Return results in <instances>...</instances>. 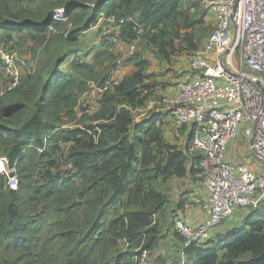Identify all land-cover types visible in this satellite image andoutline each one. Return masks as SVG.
<instances>
[{"label": "trees", "instance_id": "obj_1", "mask_svg": "<svg viewBox=\"0 0 264 264\" xmlns=\"http://www.w3.org/2000/svg\"><path fill=\"white\" fill-rule=\"evenodd\" d=\"M56 10L62 19L54 20ZM204 16L195 0H47L33 12L27 0H0L2 39L25 37L39 59L0 96V159L19 182L12 189L0 173V264H136L137 251L159 249L158 218L171 202L162 186L196 181L203 155L188 151V127L180 129L190 130L184 146L166 139L168 111L136 120L159 83L145 52L131 47L148 45L165 63L178 40L197 52L195 34L183 31ZM101 24L117 34L87 52L81 39ZM116 44L134 70L109 84L121 59ZM92 83L106 88L95 113L82 103ZM252 209L242 229L227 235L219 226L208 242L187 248L174 218L184 264H264V201Z\"/></svg>", "mask_w": 264, "mask_h": 264}, {"label": "built area", "instance_id": "obj_2", "mask_svg": "<svg viewBox=\"0 0 264 264\" xmlns=\"http://www.w3.org/2000/svg\"><path fill=\"white\" fill-rule=\"evenodd\" d=\"M199 1L215 16V26L176 82L172 113L177 130L192 129L188 151L203 155L202 214L194 222L175 219L185 248L208 242L238 210L264 201V0ZM107 22L116 25L114 18ZM25 65L17 51L0 46V73L7 79L0 96L19 86ZM118 74L116 70L109 84L119 83ZM245 153L257 160L256 167ZM0 163V173L17 189L18 177L7 160ZM182 257L178 264H184V252ZM135 261L156 264L147 250L137 251Z\"/></svg>", "mask_w": 264, "mask_h": 264}, {"label": "rangeland", "instance_id": "obj_3", "mask_svg": "<svg viewBox=\"0 0 264 264\" xmlns=\"http://www.w3.org/2000/svg\"><path fill=\"white\" fill-rule=\"evenodd\" d=\"M45 1L47 0H27V5L30 7V11L33 12L34 9H37ZM195 1H197L202 11L206 13V16H204V18L201 20V23L195 28V30L194 29L184 30L183 36L194 33L196 36V40L199 44L198 49L200 50L203 47L204 42L206 41L208 36L214 30L215 20H214L213 14L209 10H207L201 4L199 0H195ZM191 12H194V11L191 10ZM53 14H55L54 20H60L63 17L62 10H56L53 12ZM115 33L116 32L113 30V28H111L107 24H101L98 27L91 29L81 39L83 42L84 50H87V52H91V50H95L99 48L104 38L113 36ZM1 45L8 46V48L14 51H17L21 54V55L19 54V56L23 58L26 62V65L23 68L24 72H27L28 70H31L37 67L39 59L36 58L34 55L33 49L31 48L32 43L30 41H27L25 37H22L21 35H18V34H13L12 40H10L6 44L5 41L2 39V36L0 35V46ZM135 47H136L135 52L140 49L141 51L145 52L144 53L145 57L149 58L150 60L153 59L157 61V63L154 62V67L157 70L154 73L157 80L154 82L156 84L157 82L159 83L155 87L156 95L153 96V98L148 103V105L146 107L140 108L135 111L136 120L146 118L152 112H158L160 111V109L168 111L171 115L172 111L174 110V104L171 102L165 101L167 100V97H164L163 95H161V92L159 91V89L165 86H168L167 82L160 80L162 76V70L165 67L164 66L165 62H161L159 59H156V56L153 53L154 51L151 50V48H149L148 45L144 46L141 42H138L136 43ZM114 49H115V53L121 56V59L115 62L113 66L111 67L110 72L112 73V70H113V73H112V76L110 73V76H111L110 79L113 78L116 70L119 71V74L117 75V77L123 78L124 76L132 73V71L134 70V67L132 64H130L126 60L129 56V55L126 56V54H128L129 52L128 50L123 51L121 45L119 44H116V47ZM122 52L125 55L122 54ZM193 53L194 51L189 49L188 43H184L182 39L178 40L176 54L173 56V58L170 61H167L165 65L166 67L167 66H170V67L179 66L185 70V68L189 64L190 57L192 56ZM237 57H238V52L236 51L235 59ZM67 67L68 65L67 66L65 65V68ZM6 84H7L6 77L3 75H0V94L6 88ZM91 88L92 90L84 96L82 103L89 105L91 107L92 113H95L99 108L97 98H98V95H100V92H98V87H96L95 84L93 83H92ZM169 117L171 118L172 116H169ZM168 118H166V120H168ZM164 130H165L166 139L173 144L184 146L189 140L190 130L189 129L177 130L170 121H165ZM240 146H243V142L237 145V147H240ZM245 154H246L245 160H247L251 165L255 164L256 159L251 154H248V153H245ZM0 160H3V159H0ZM190 180L193 183L194 187H196L197 189L196 192L199 194L196 197L198 198L200 196L203 199L202 194L204 193V187L202 185V177H200L199 175L196 181L190 177ZM171 181L173 182L174 180H171ZM166 184L162 186L163 191L165 192L169 191V193L173 194L172 187L171 186L169 187ZM171 185L174 186L175 183H172ZM179 185H182V184L179 183ZM180 190H181V193L185 192L186 191L185 186H183V188H181ZM188 197H189V193L182 194V198H185V200H188L189 199ZM177 205L179 207V203L178 204L170 203L169 207L158 218L159 223L162 225V229L165 227V230L163 231V239L161 241L159 249L151 253V257L156 262V264H164L165 261L182 262L183 260V257L181 256L182 243H180L179 239L176 236H174V233L169 231V227H170V230L172 231L175 230L174 218L176 219V217L178 216H182L183 218H185V209H186L185 207L183 208L184 211L182 213L178 212L177 216L175 217L174 207ZM252 211H253L252 208H245V209L238 210L230 220L225 222L224 225L220 226L221 228L219 227L220 228L219 232L224 231V233H227L228 235V232L234 231L235 229H238V230L242 229L244 227L245 218ZM0 258H1V255H0ZM0 262H1V259H0Z\"/></svg>", "mask_w": 264, "mask_h": 264}, {"label": "crops", "instance_id": "obj_4", "mask_svg": "<svg viewBox=\"0 0 264 264\" xmlns=\"http://www.w3.org/2000/svg\"><path fill=\"white\" fill-rule=\"evenodd\" d=\"M214 16V15H213ZM214 20H215V16H214ZM24 60V59H23ZM25 61V60H24ZM151 61V67H150V71L149 73L151 75H155V71H157L154 67V62L157 63L156 60H150ZM162 62V61H161ZM164 69L162 70V76L160 78V80H163L164 82L168 83V86H165L163 88H161L159 91L161 92V95H163L164 97H167V102H171L173 103L174 98L176 96V82L178 81L179 78H181L182 76L185 75L184 72H187L188 70V66L184 69H182L181 67L177 66V67H170L165 65L164 63ZM166 111V110H165ZM166 121H170L172 123V118H168V120ZM257 162V160H255ZM258 164V163H256ZM254 167H256V165H253ZM175 183L174 186H172L171 184ZM182 184V185H179ZM166 185H168L169 187H172V192L173 194L169 193V191H167L166 193L170 196L171 199V204H178L179 203V207L178 205L174 207L175 209V216H177L178 212H183V208L185 207V219L194 222L201 214H202V202L205 199V191L202 194L203 195V199L199 196L198 198L196 196H198L199 194L196 192V187H194L193 183L190 180V177H186L184 179H179V180H174L173 182L170 181L168 182ZM181 186V187H179ZM183 186H185V192L183 193H189V199L185 200V198H182V194L181 193V188H183ZM192 193V194H190ZM191 195V196H190ZM191 197V198H190ZM192 203V204H191ZM170 205V204H169ZM165 230V227L162 229V231ZM169 231L173 233L172 230H170L169 227ZM180 241V240H179ZM181 243V241H180ZM182 256V255H181ZM161 262V260H160ZM180 262H173V261H165L164 264H178ZM191 264V263H190Z\"/></svg>", "mask_w": 264, "mask_h": 264}, {"label": "water", "instance_id": "obj_5", "mask_svg": "<svg viewBox=\"0 0 264 264\" xmlns=\"http://www.w3.org/2000/svg\"><path fill=\"white\" fill-rule=\"evenodd\" d=\"M53 16H55V14H53Z\"/></svg>", "mask_w": 264, "mask_h": 264}, {"label": "clouds", "instance_id": "obj_6", "mask_svg": "<svg viewBox=\"0 0 264 264\" xmlns=\"http://www.w3.org/2000/svg\"><path fill=\"white\" fill-rule=\"evenodd\" d=\"M64 13V12H63Z\"/></svg>", "mask_w": 264, "mask_h": 264}]
</instances>
